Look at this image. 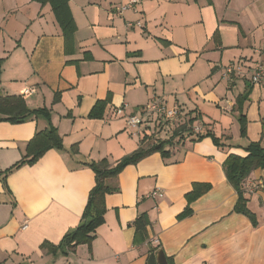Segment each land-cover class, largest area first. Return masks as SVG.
Here are the masks:
<instances>
[{
  "label": "crops",
  "instance_id": "obj_1",
  "mask_svg": "<svg viewBox=\"0 0 264 264\" xmlns=\"http://www.w3.org/2000/svg\"><path fill=\"white\" fill-rule=\"evenodd\" d=\"M5 1L1 93L47 109L51 123L42 115L0 121V264H148L159 251L167 264H264V168L245 183L256 227L234 212L238 194L224 169L230 154L245 157L244 147L263 131L264 76L257 84L250 76L264 62V0H139L122 14L129 0H69L77 27L70 48L49 4ZM251 49L260 50L258 58ZM228 66L235 69L230 81ZM107 98L103 117L90 118ZM155 100L179 105L193 127L205 129L199 135L212 133L230 147L198 140L193 128V136L168 147L169 158L154 153L110 181L119 190L106 196L105 224L91 250L80 245L65 256L42 249L79 225L96 183L87 164L107 159L115 166L139 148L148 135L129 128L127 117ZM50 124L63 149L5 177ZM195 184L211 189L181 217ZM157 188L164 196L149 197ZM142 213L149 218L147 239L135 244L133 223Z\"/></svg>",
  "mask_w": 264,
  "mask_h": 264
},
{
  "label": "trees",
  "instance_id": "obj_2",
  "mask_svg": "<svg viewBox=\"0 0 264 264\" xmlns=\"http://www.w3.org/2000/svg\"><path fill=\"white\" fill-rule=\"evenodd\" d=\"M35 1L43 5L49 4L52 7L56 21L63 31L67 47L70 48L77 27L69 7V0ZM2 62L3 60H0V75ZM109 102L110 98L97 102L90 113V118L101 119L104 115L106 105ZM41 115L51 123V115L47 109H30L23 96H4L0 90V121L20 124L32 117ZM161 119V122L157 126V131L159 133L168 122L167 120L163 121V118ZM193 122L194 118H191L182 124L168 140L158 139L154 135L143 137L140 141L139 148L130 156L121 159L115 166H111L107 159L88 163L87 166L95 173L96 183L89 193L88 203L79 225L70 230L63 237L59 245L56 246L45 242L42 244L41 248L53 255L61 251L65 256L75 252L76 248L80 245L86 244L91 250L97 230L105 224V214L107 211L105 203L106 196L117 193L119 190L118 187L112 185L110 181L117 179L127 166L136 165L141 160L154 153H160L163 158H169L171 153L168 147L172 148L175 144H179L188 137L193 136ZM239 122L241 126V137L245 138L247 136V120L244 116H241ZM197 134L198 140L204 137H212L214 143L218 147H230L212 133L208 132L204 136L199 135V133ZM176 139L178 140L177 142H175ZM51 149H63L62 137L57 128L52 124H50L46 130L40 131L35 135L28 143L26 153L22 159L4 172L5 177L25 165H34ZM244 150L247 153L245 157L230 154L224 162V169L229 183L238 194L234 212L248 217L253 226L256 227L258 226V220L256 214L248 207L249 198L245 189V183L254 171L264 168V125L261 139L259 141L250 142L244 147ZM72 151L74 154L78 153L76 146L72 148ZM210 189L211 186L209 184H195L193 190L186 196L189 206L181 217L189 215L191 212L190 205ZM148 225L149 218L146 213L140 214L134 221L133 226L136 230L135 244H141L147 239L146 229Z\"/></svg>",
  "mask_w": 264,
  "mask_h": 264
},
{
  "label": "built area",
  "instance_id": "obj_3",
  "mask_svg": "<svg viewBox=\"0 0 264 264\" xmlns=\"http://www.w3.org/2000/svg\"><path fill=\"white\" fill-rule=\"evenodd\" d=\"M139 0H129V4L122 6L119 9V12L122 14L125 12L127 9H133V6L138 4ZM138 25H140L138 23ZM235 74V69L232 66L226 67L225 71V76L227 77L228 80H231L232 75ZM264 76V66L259 65L256 68V71L254 75L251 78V81L253 84L261 83L262 79ZM151 114H154L160 118H163L167 120L168 122L174 121L178 117V111L174 108H168L166 103H163L162 101L155 100L154 102L144 106L141 109V116L140 115H135L131 114L127 117V124L128 127L140 131L141 125L143 126L144 124V118L145 116H150ZM157 117V118H158ZM195 132V131H194ZM164 196V192L162 189L157 188L153 192L150 193L149 197L151 198H162Z\"/></svg>",
  "mask_w": 264,
  "mask_h": 264
},
{
  "label": "rangeland",
  "instance_id": "obj_4",
  "mask_svg": "<svg viewBox=\"0 0 264 264\" xmlns=\"http://www.w3.org/2000/svg\"><path fill=\"white\" fill-rule=\"evenodd\" d=\"M1 1V3H0V5H1V7H4L5 5H6V1L5 0H0ZM258 51H260V50H254V49H251V56H254V57H256V58H258V56L260 55V52H258ZM0 60H2V59H0ZM5 63V60H3V62H2V66H3V64ZM260 65H262V66H264V62H262ZM255 68H257V67H255ZM1 71H2V67H1ZM251 71H253L252 72V74L250 73ZM251 71H249L248 70V72L247 73H245V72H243V75H240L239 74V77L238 78H247V76H248V74L250 73L251 74V78H252V76L254 75V73H255V71H256V69H254V70H251ZM235 75V74H234ZM234 75H232V77L234 76ZM250 78V79H251ZM227 81H230V80H228V79H226ZM227 81H226V83H227ZM165 102V101H164ZM150 104V103H149ZM166 105L168 106V108H174V109H176L177 111H178V117L174 120V121H170V122H167V124H166V126H164L163 127V132L161 133H159L158 131H157V126L159 125V123L161 122V118L160 117H158V118H156V116L154 115V114H151L152 116H154V117H151L152 119L150 120V119H148L147 121H146V125L148 124V126L147 127H145L146 125L145 124H143V126L141 125V128H140V131L143 129V131L141 132V138H142V136H143V133L144 134H147L148 136H152V135H154L156 138H162L161 136H163L165 139H168V138H170L171 136H172V132L173 131H175L178 127H180L182 124H184L185 122H187L189 119V116L188 115H184V113H182V111H181V107L179 106V105H174V106H170L169 105V103H167L166 102ZM135 115H140L141 116V108H139L138 109V111L136 112V113H134ZM150 117V116H149ZM157 121L156 123H154L155 124V126H154V124H153V122L154 121ZM163 121H166L165 119H163ZM145 123V122H144ZM194 130H195V134H197V133H204L205 132V129L202 127V125H197L196 123L194 124ZM176 142V141H175ZM176 147H178V146H176ZM175 148V147H174Z\"/></svg>",
  "mask_w": 264,
  "mask_h": 264
},
{
  "label": "water",
  "instance_id": "obj_5",
  "mask_svg": "<svg viewBox=\"0 0 264 264\" xmlns=\"http://www.w3.org/2000/svg\"><path fill=\"white\" fill-rule=\"evenodd\" d=\"M148 264H167V259L163 251H159L157 255H151Z\"/></svg>",
  "mask_w": 264,
  "mask_h": 264
}]
</instances>
